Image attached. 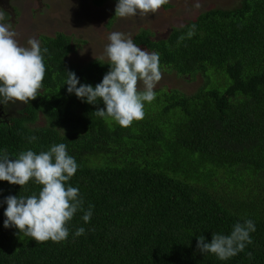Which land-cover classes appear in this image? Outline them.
I'll list each match as a JSON object with an SVG mask.
<instances>
[{
  "label": "trees",
  "instance_id": "16d2710c",
  "mask_svg": "<svg viewBox=\"0 0 264 264\" xmlns=\"http://www.w3.org/2000/svg\"><path fill=\"white\" fill-rule=\"evenodd\" d=\"M108 1L118 2L91 3ZM132 40L158 53L161 69L201 85L154 90L144 117L122 127L95 114L102 101L88 104L65 84L73 72L77 87H95L108 60L72 65L70 37L40 35L42 88L28 104H0V153L14 159L64 143L78 165L66 186L92 215L85 223L77 211L62 242H36L4 227L5 199L41 186L0 181V264H264V0L205 11L161 38L140 29ZM246 220L255 231L243 251L225 261L197 251L198 236L210 242Z\"/></svg>",
  "mask_w": 264,
  "mask_h": 264
},
{
  "label": "clouds",
  "instance_id": "9594fccd",
  "mask_svg": "<svg viewBox=\"0 0 264 264\" xmlns=\"http://www.w3.org/2000/svg\"><path fill=\"white\" fill-rule=\"evenodd\" d=\"M169 0H118L115 15L121 18L147 16L156 13ZM197 8L200 4L195 5ZM5 20V12L0 10V21ZM11 25L0 23V104H28L36 99L42 88L45 75L44 58L40 42L29 38L28 46H21L17 33ZM195 25L188 36L194 35ZM104 49L109 71L95 87L79 83L75 73L67 72V92L78 99L95 105L102 101L103 108L95 114L101 118H111L122 127H129L134 121L144 117L145 102L155 99L154 88L162 79L159 54L141 50L131 38L121 32H112ZM183 39V37H181ZM44 52L47 49L43 50ZM142 82L143 90H138ZM64 84V85H65ZM36 139L29 138V142ZM5 150L0 153V181L23 187L30 180L41 186L38 194L28 197L8 196L4 211V227H14L36 242H62L69 235L68 223L77 211H83L82 219L87 223L92 215V206L82 208L83 200L79 189L67 182L76 173L78 165L70 156L64 143L54 144L39 154L29 149L21 151L18 157L9 159ZM255 231L252 220L236 223L230 234H212L210 242L205 237H197L196 249L202 255L214 254L225 261L243 251L251 244L250 233ZM85 229L78 228L74 235H83ZM251 255V254H249Z\"/></svg>",
  "mask_w": 264,
  "mask_h": 264
},
{
  "label": "rangeland",
  "instance_id": "374dc122",
  "mask_svg": "<svg viewBox=\"0 0 264 264\" xmlns=\"http://www.w3.org/2000/svg\"><path fill=\"white\" fill-rule=\"evenodd\" d=\"M240 0H169L167 7L147 16L121 18L115 15L117 2L108 1L96 7L91 0H0V10L5 20L0 23L11 25L17 33L21 46H28L27 40H39L40 35L52 36L61 32L72 41V52L68 62L84 65L94 58L107 60L104 49L112 32H121L125 38L133 39L140 29H147L152 38H161L170 28L194 20L197 15L211 9H230ZM199 3L200 7L195 5ZM162 79L154 90H179L185 94L195 91L202 80L199 76L189 81L175 73L160 68ZM138 90H143L142 82Z\"/></svg>",
  "mask_w": 264,
  "mask_h": 264
}]
</instances>
